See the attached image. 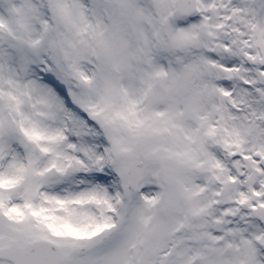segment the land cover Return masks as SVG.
<instances>
[{
    "label": "snow or ice",
    "instance_id": "1",
    "mask_svg": "<svg viewBox=\"0 0 264 264\" xmlns=\"http://www.w3.org/2000/svg\"><path fill=\"white\" fill-rule=\"evenodd\" d=\"M0 264H264V0H0Z\"/></svg>",
    "mask_w": 264,
    "mask_h": 264
}]
</instances>
